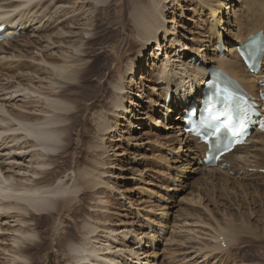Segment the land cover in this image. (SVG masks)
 I'll list each match as a JSON object with an SVG mask.
<instances>
[{
	"label": "bare ground",
	"instance_id": "obj_1",
	"mask_svg": "<svg viewBox=\"0 0 264 264\" xmlns=\"http://www.w3.org/2000/svg\"><path fill=\"white\" fill-rule=\"evenodd\" d=\"M48 1L52 2V8L67 2V0ZM166 1L132 0L131 3L125 2L128 17L126 21L123 20L120 26V34L122 33L124 38L120 40L119 44L115 43L116 45L111 47L112 53L99 50L97 47L94 49L93 46L96 45L97 38L92 37L85 42L82 53L78 52L80 55H77L76 45L83 40L82 35H77L79 30L59 33V35L62 34L60 37L43 36L46 32L50 33L56 29V27L52 28L55 20L49 26H44L43 31H41L44 33H39L42 34L41 39L29 41L25 46L26 50H20L26 55L22 57L26 61L28 60L27 62H21L22 59L19 56H9L16 61L7 68L1 67L3 72L9 73L10 77L7 79L14 82L12 88L16 89L12 94L10 93L9 99L12 98L13 101L18 99V101L12 105L9 111L4 109L3 104H0V148L6 144V141L10 140L11 146L8 151L6 150L7 156L13 155L15 161L13 163L16 166L15 171L10 175H4L0 171V221L12 220L11 223L16 225V227L12 226L11 229L6 230L9 233L8 240L1 239L2 243L7 241L8 244H0V264H41L39 252L52 247L51 237L56 229L54 225L56 220L66 219V215L72 211L74 204L81 202L78 199L86 198L84 191L87 190L88 197L95 201L92 206L94 210L97 211V203L103 204V206L108 203L107 197L109 195L107 197L101 196L102 191L98 187L102 184L100 176L108 175V170L107 172L104 171L106 163L103 159L108 152L103 138L111 134L112 130L116 132V126L114 128L112 120L114 116H117L115 115L117 112L125 110L123 104V101H127L126 94H124L125 80L127 75L133 73L135 69L133 57L139 59L142 50L151 44L155 43V47L158 48L159 34L166 33L164 24ZM104 2L105 0H95L96 4ZM44 4H46L45 0H40L37 4H31V7L34 6L32 9L39 8L38 10H40ZM196 4L200 10L206 8L209 18L212 19L210 31H208L210 33H208V51L206 49L210 55L205 57L204 54L197 53V57H200L193 65L197 64L199 59L204 60V63L196 69L191 65L192 63L185 65L184 62H180L182 67L190 66L191 69L186 71L189 73H186L189 81L185 84L186 90L182 95L183 97L180 96L179 98H191L193 90L195 95L201 91L209 63L212 67L224 70L238 80L250 93L256 95L259 89L257 79L264 78V59L258 75H252L241 64L236 54V48L251 34L262 31L264 35V13L260 14L259 11L254 10L253 15L242 16L241 13L245 14L248 11L246 6H243V0H196ZM117 7L119 8V6ZM25 8L24 2H22L20 6L12 9L14 14L7 11L10 8L3 9L4 12L6 10V13L11 14L7 19L1 14L3 10H0V25H9L11 33L16 30L18 32L29 30L32 25L36 26L38 23H35L34 18H25L31 12V9ZM26 11H28L27 16H25ZM223 13L225 19L221 17ZM43 18L45 17L43 16L39 23ZM120 18L119 13L118 19L120 20ZM252 19L254 24L247 27L246 25ZM66 21V24L75 25L78 20L72 16L68 17ZM35 29L33 28L34 36L32 38H35V32H38L34 31ZM212 39L213 41H211ZM86 43L88 47H86ZM174 43H178L176 45L179 47V41L171 42L170 47H173ZM7 45L9 44H0V48ZM54 45L57 46L53 47ZM132 45H136V47L128 48ZM156 52L158 56L159 48ZM108 54L113 56L107 59L105 56ZM194 58L190 56L187 61L192 62ZM46 74L50 78L45 77ZM158 74L161 76L157 78ZM158 74L156 81L162 84L165 97L167 91H172L174 86L179 89L183 87V78L178 84L173 80L171 81L169 76L171 73L167 71V61L161 64ZM128 79H130V83L133 82V76L128 77ZM139 79L143 80L144 78L141 76ZM5 89L1 86L0 98L3 99L0 101H6L4 99L7 96ZM152 90L157 91L155 87ZM137 98L141 99L140 96ZM200 98L201 96H197L198 102H200ZM37 99L43 100L41 105ZM179 104L183 106V102ZM135 108L139 107L135 105ZM169 109L168 107L165 111L166 116L163 115L166 118ZM171 109L175 110L176 108L171 106ZM172 121L174 123L165 127L167 134L164 135V140L173 142L171 139H177L178 144L183 147V152L186 153L185 157L191 161L190 164L201 161L199 155L205 152L206 147L199 145L196 139L182 134L181 117H176ZM154 128H164V126L158 121ZM135 130H139L138 127ZM250 142V146L236 147L232 153L224 157L225 162L229 165L226 170H222L218 166L203 168L202 170L201 166H198L197 169L190 170V172H204L208 174L206 178L224 177L226 179L230 178L229 172H231L234 176L242 174L243 180L247 179L249 182L262 180L264 176L260 174L259 168L264 170V134L255 132ZM173 151L172 148L171 152ZM69 161L71 169H67V173V171L64 172V169ZM165 161L167 162V160ZM83 164L84 167H80ZM46 167L47 171L45 170ZM169 169L175 168L168 167ZM29 182L30 184H26ZM106 185L104 184V186ZM237 186L239 187V184ZM69 190L70 195L67 199L57 200L55 198L62 196L63 192ZM168 190L170 191L169 188ZM93 214L94 212L90 211L89 215L93 216ZM93 222L95 219L88 217L87 220L80 221L76 225L77 231L83 232L79 245H75L74 237L68 232H60L52 249H55L58 255L64 252V256H67V252H70L74 257H70L73 264H118L115 262L116 256L125 250L119 248V250L112 251L113 247L110 248V246L113 244L111 242L120 243V241L113 240L112 234L115 233L107 225L99 228L97 224L93 225ZM102 224L104 223L102 222ZM2 226L4 225H0V231H2ZM230 231H233L231 225ZM2 235L5 234L2 233ZM218 235L223 243L228 246L235 242V235L233 232H229V229L227 231V229L219 228ZM145 241L150 242L149 239ZM145 241L141 240L135 245H140ZM28 252L33 253L28 254ZM137 252L138 250L135 252L134 249H130V252L126 253L135 258L144 255V252ZM90 255L100 256V258L89 262L87 259ZM65 260V257L60 256L59 264Z\"/></svg>",
	"mask_w": 264,
	"mask_h": 264
},
{
	"label": "rangeland",
	"instance_id": "obj_2",
	"mask_svg": "<svg viewBox=\"0 0 264 264\" xmlns=\"http://www.w3.org/2000/svg\"><path fill=\"white\" fill-rule=\"evenodd\" d=\"M39 1L3 0L2 2L0 0V10L10 8L7 11H11V14L15 13L12 11L14 7L20 6L24 2L25 9H31L29 14L28 11L25 12V16L28 14L25 18H34L35 23H38L36 26L32 25L31 29L25 30L17 39L9 42V45L0 48V68L2 66V68H7L16 61L9 56H19L22 59L21 62H27L28 60L26 61L22 57L26 55L20 50H26L25 46L29 41L41 39L42 34L39 33L43 31L44 26H49L53 21L56 20L57 22L58 19H60L58 23L52 24V28L56 27V29L50 33L46 32L43 36L54 38L62 35L59 33L79 30L77 35H82L83 43L80 42L76 45L77 55L82 53L85 42L92 37L98 39H96V45L93 46L94 49L98 48L112 53L111 47L113 48L115 43L119 44L120 40L124 38L122 33L120 34V26L123 20L126 21L128 17L125 2L131 3L132 0H105L104 3L100 4H96L95 0H67L64 4L54 8H52V2L45 0L46 4L40 10H38L39 8L32 9L34 6L31 7V4H37ZM5 4L9 5L6 6ZM165 5L166 20L164 24L166 33L159 34V55L157 56L156 50L158 48L155 47L154 43L142 50L139 59L133 57L135 69L126 77L124 93L127 101H130H123L125 110L117 112L115 114L117 116H114L112 120L114 128L116 126V132L112 130L111 134L103 138L108 152L103 159L106 163L104 171L107 172L108 170V175L100 176L102 184L98 187L101 188L102 194L106 193L102 195L100 192L101 196L107 197L109 195L107 197L108 203L104 206L97 203L96 211L92 208L95 201L88 197L87 190L84 191L86 198L78 199L81 202L74 204L72 211L66 215V219L56 220L54 224L56 229L51 237L52 247L39 252L41 264H59L60 256L66 258L61 264H73L70 257H74L70 252H67V256H64V252L58 255L52 248H54L55 240L59 237L60 232H68L74 237L75 245H79L83 232H78L76 225L80 221L87 220L88 217L95 219L93 225L97 224L99 228L107 225L111 231H114L115 234H112V238L115 241H120V243L111 242V244L113 243L110 246V248L113 247L112 251L120 248L126 252H130V249H134L135 252L138 250L137 253L144 252L143 256L135 258L124 251L116 256L115 262L118 264L122 262V264H264V178L249 182L247 179L243 180V176L238 175V177H234L229 174L230 178L226 179L224 177L206 178L208 174L204 172L191 173L190 170L200 166V162L190 164L191 161L185 157L186 153L183 152V147L178 144L177 139H171L173 142L164 140V135L167 134L165 127L174 123L172 119L177 117V112H171V114H167V118L165 117L166 110L163 107L165 93L162 91V84L156 81L159 67L167 61V71L171 73L169 75L171 81L179 83L181 82L180 79L183 78L182 83L186 84L189 81L186 76V73H189L186 71L191 68L190 66L182 67L180 62H184L185 65L191 63L193 65L200 57H197V53L204 54L205 57L210 55L207 52L209 47L208 31H210L209 27L212 20L209 18L208 10L206 8L200 10L196 0L193 2L192 0H167ZM244 5L248 9V13H241L242 16L253 15L254 10L259 11L260 14L264 13V0H243ZM6 10L1 13L5 19L11 15L6 13ZM119 13L121 15L120 20L118 19ZM43 16L45 18L39 23ZM72 16L78 21L75 22V25L66 24V19ZM221 17L225 19V14H221ZM61 20L63 24H61ZM250 22L248 25L244 24L247 27L254 24V22ZM33 28H36L34 31H38L35 32V38H32L34 36ZM174 41H179V47L177 46L178 43H174L173 47H170L171 42ZM1 45L3 44L1 43ZM55 46L57 45L53 47ZM134 47L136 45L128 48ZM112 56L108 54L105 58L109 59ZM190 56L195 57L192 62L187 61ZM203 61L199 59L193 67L195 69L200 68L204 63ZM2 68L0 85L6 88L7 96L4 97L6 101H0V104H3L4 109L9 111L18 99L15 101L12 98L9 99L16 89L12 88L14 82L7 79L10 77L9 73L3 72ZM47 75L45 77L50 78ZM131 76H133L132 83L128 79ZM141 76L144 78L143 80L139 79ZM159 76L161 74H158L157 78ZM153 87L157 91H153ZM185 90L186 87L184 86L180 93L183 95ZM139 96L141 99L137 98ZM8 99L9 101H7ZM37 101L39 105L43 102L41 99H37ZM135 105L139 108H135ZM171 106L169 110L175 111L171 109ZM158 121L162 123L164 128H154ZM137 127L139 130H135ZM178 138L180 139V137ZM9 141H6V144L0 148V171L4 175L12 174L16 168L13 155L7 156V151L11 146ZM172 148L174 149L173 152H171ZM80 167L83 168L84 164ZM168 167L175 169L168 170ZM67 169H71L70 161L66 164L64 172ZM259 169L261 170V168ZM45 170L47 171V167ZM26 184H30V182ZM104 184L107 185L104 186ZM69 195L70 190L63 192L62 196L65 197L56 196L55 198L57 200L67 199ZM90 211L94 212L93 216L89 215ZM11 221H0V225H4L0 231V244H8L7 241L2 243L1 239L8 240L9 233L6 230L11 229L12 226L16 227ZM230 225L233 231H230ZM150 227L151 230H149ZM218 227L227 229V231L229 229V232H233L235 235V242L227 248H222V250L218 247V244L223 242L219 238ZM146 239H149L150 242L145 241ZM141 240L145 243H140L141 246L135 245ZM30 253L33 252H28V254ZM99 258L100 256L90 255L87 261L91 262ZM127 261L129 262L127 263Z\"/></svg>",
	"mask_w": 264,
	"mask_h": 264
},
{
	"label": "snow or ice",
	"instance_id": "obj_3",
	"mask_svg": "<svg viewBox=\"0 0 264 264\" xmlns=\"http://www.w3.org/2000/svg\"><path fill=\"white\" fill-rule=\"evenodd\" d=\"M228 99L235 101V103L230 106V110H234L237 113V122H238L239 127L242 129L245 125L246 119L249 117V109L248 107H245V105L247 104V101L245 100L243 96H240V95H229ZM227 114L228 113H226V115ZM219 132H220V126L217 125L212 129L211 135L217 136ZM236 135H238V133ZM235 142L239 143L240 141L236 140ZM211 147L215 148L216 151H218L220 154H223L224 151H227L230 149L231 142H229V144L223 145V147H219L215 144H213Z\"/></svg>",
	"mask_w": 264,
	"mask_h": 264
}]
</instances>
